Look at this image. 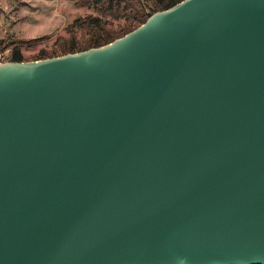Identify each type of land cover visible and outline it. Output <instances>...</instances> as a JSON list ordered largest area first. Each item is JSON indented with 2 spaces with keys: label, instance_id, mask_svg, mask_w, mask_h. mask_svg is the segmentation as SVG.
Masks as SVG:
<instances>
[{
  "label": "water",
  "instance_id": "obj_1",
  "mask_svg": "<svg viewBox=\"0 0 264 264\" xmlns=\"http://www.w3.org/2000/svg\"><path fill=\"white\" fill-rule=\"evenodd\" d=\"M0 264H264V0L1 61Z\"/></svg>",
  "mask_w": 264,
  "mask_h": 264
},
{
  "label": "trees",
  "instance_id": "obj_2",
  "mask_svg": "<svg viewBox=\"0 0 264 264\" xmlns=\"http://www.w3.org/2000/svg\"><path fill=\"white\" fill-rule=\"evenodd\" d=\"M179 0H73L77 7L92 8L88 13L74 19L66 26L68 35L59 37L56 45L37 54L38 58L63 54L105 44L131 30L156 10L164 9ZM104 16V17H103ZM122 18L114 23L111 18ZM20 38L0 40V52L12 45V51L5 59L23 60L19 51Z\"/></svg>",
  "mask_w": 264,
  "mask_h": 264
},
{
  "label": "rangeland",
  "instance_id": "obj_3",
  "mask_svg": "<svg viewBox=\"0 0 264 264\" xmlns=\"http://www.w3.org/2000/svg\"><path fill=\"white\" fill-rule=\"evenodd\" d=\"M88 13L96 12L75 6L73 0H0V40H28L20 42L19 51L23 60L36 59L42 51L49 52L59 37L68 35L70 22ZM111 19L114 23L123 21ZM11 51L12 45L2 53L7 58Z\"/></svg>",
  "mask_w": 264,
  "mask_h": 264
},
{
  "label": "built area",
  "instance_id": "obj_4",
  "mask_svg": "<svg viewBox=\"0 0 264 264\" xmlns=\"http://www.w3.org/2000/svg\"><path fill=\"white\" fill-rule=\"evenodd\" d=\"M4 60H5L4 54L2 52H0V62L4 61Z\"/></svg>",
  "mask_w": 264,
  "mask_h": 264
}]
</instances>
